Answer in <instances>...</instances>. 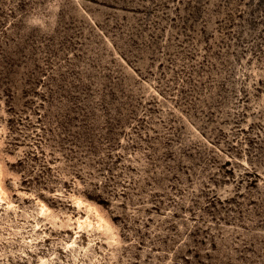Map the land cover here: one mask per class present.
<instances>
[{
	"label": "rangeland",
	"instance_id": "rangeland-1",
	"mask_svg": "<svg viewBox=\"0 0 264 264\" xmlns=\"http://www.w3.org/2000/svg\"><path fill=\"white\" fill-rule=\"evenodd\" d=\"M0 264H264V0H0Z\"/></svg>",
	"mask_w": 264,
	"mask_h": 264
}]
</instances>
